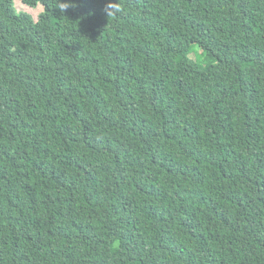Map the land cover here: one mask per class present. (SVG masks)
I'll use <instances>...</instances> for the list:
<instances>
[{"label": "trees", "instance_id": "trees-1", "mask_svg": "<svg viewBox=\"0 0 264 264\" xmlns=\"http://www.w3.org/2000/svg\"><path fill=\"white\" fill-rule=\"evenodd\" d=\"M0 264H264V0H0Z\"/></svg>", "mask_w": 264, "mask_h": 264}, {"label": "rangeland", "instance_id": "rangeland-1", "mask_svg": "<svg viewBox=\"0 0 264 264\" xmlns=\"http://www.w3.org/2000/svg\"><path fill=\"white\" fill-rule=\"evenodd\" d=\"M15 5L17 7V10H21V11H25V12L29 13L33 17L34 20L37 19V16H38L39 12L41 11L40 7L29 8V7L25 6V5H23L19 1H15ZM124 13H126L128 16H131V17H133L135 19H138V14L137 13L129 12V11L124 12ZM42 35L45 38L46 42H48L49 41V37L43 32H42ZM191 57L193 58V56H191Z\"/></svg>", "mask_w": 264, "mask_h": 264}]
</instances>
